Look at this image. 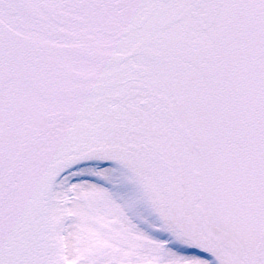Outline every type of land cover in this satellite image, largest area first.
Wrapping results in <instances>:
<instances>
[{"label": "snow or ice", "instance_id": "obj_1", "mask_svg": "<svg viewBox=\"0 0 264 264\" xmlns=\"http://www.w3.org/2000/svg\"><path fill=\"white\" fill-rule=\"evenodd\" d=\"M0 264H264V0H0Z\"/></svg>", "mask_w": 264, "mask_h": 264}]
</instances>
